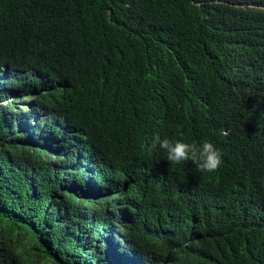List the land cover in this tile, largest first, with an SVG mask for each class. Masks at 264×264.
I'll return each mask as SVG.
<instances>
[{"label":"trees","instance_id":"trees-1","mask_svg":"<svg viewBox=\"0 0 264 264\" xmlns=\"http://www.w3.org/2000/svg\"><path fill=\"white\" fill-rule=\"evenodd\" d=\"M251 5L0 0V264H264ZM156 134L223 163L171 165Z\"/></svg>","mask_w":264,"mask_h":264},{"label":"clouds","instance_id":"clouds-1","mask_svg":"<svg viewBox=\"0 0 264 264\" xmlns=\"http://www.w3.org/2000/svg\"><path fill=\"white\" fill-rule=\"evenodd\" d=\"M249 8L264 12V6L251 5ZM157 146L167 153V160L171 165L191 161L201 172H214L223 163L222 152L210 142H204L198 147L194 143H186L182 140L162 139L159 134H156L152 139L149 151L156 149Z\"/></svg>","mask_w":264,"mask_h":264},{"label":"rangeland","instance_id":"rangeland-1","mask_svg":"<svg viewBox=\"0 0 264 264\" xmlns=\"http://www.w3.org/2000/svg\"><path fill=\"white\" fill-rule=\"evenodd\" d=\"M28 110H25L24 112L27 113Z\"/></svg>","mask_w":264,"mask_h":264}]
</instances>
